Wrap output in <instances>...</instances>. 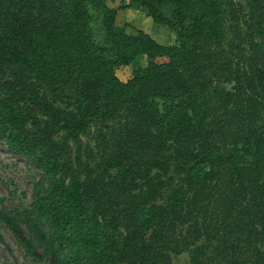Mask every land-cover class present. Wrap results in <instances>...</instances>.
Wrapping results in <instances>:
<instances>
[{
	"label": "trees",
	"instance_id": "trees-1",
	"mask_svg": "<svg viewBox=\"0 0 264 264\" xmlns=\"http://www.w3.org/2000/svg\"><path fill=\"white\" fill-rule=\"evenodd\" d=\"M113 1L0 0V141L39 174L0 222L54 264H264V0Z\"/></svg>",
	"mask_w": 264,
	"mask_h": 264
},
{
	"label": "rangeland",
	"instance_id": "rangeland-1",
	"mask_svg": "<svg viewBox=\"0 0 264 264\" xmlns=\"http://www.w3.org/2000/svg\"><path fill=\"white\" fill-rule=\"evenodd\" d=\"M119 0H114L111 5L117 6ZM91 29L96 42L102 43V28L98 14L94 11L91 14ZM117 23L126 25V29L134 32V29L147 31L160 43H173V33L156 25L152 20L139 10H121L118 12ZM121 76L126 79L130 76V68L121 69ZM92 130L81 137L86 142L92 135ZM39 174L34 170L32 164L23 156L9 150L0 141V210L14 211L27 206L31 200L30 195L34 180ZM0 232L4 240L0 241V264H54L49 260H34L27 256L18 245L10 230L0 222ZM175 264H189V254L183 253L173 258Z\"/></svg>",
	"mask_w": 264,
	"mask_h": 264
}]
</instances>
